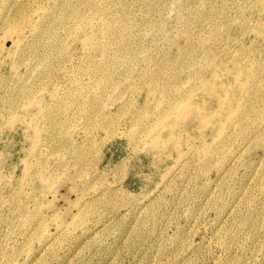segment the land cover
<instances>
[{"label":"rangeland","instance_id":"374dc122","mask_svg":"<svg viewBox=\"0 0 264 264\" xmlns=\"http://www.w3.org/2000/svg\"><path fill=\"white\" fill-rule=\"evenodd\" d=\"M0 264H264V0H0Z\"/></svg>","mask_w":264,"mask_h":264}]
</instances>
